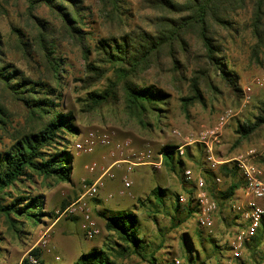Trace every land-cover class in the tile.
Listing matches in <instances>:
<instances>
[{
	"label": "rangeland",
	"instance_id": "obj_1",
	"mask_svg": "<svg viewBox=\"0 0 264 264\" xmlns=\"http://www.w3.org/2000/svg\"><path fill=\"white\" fill-rule=\"evenodd\" d=\"M80 1L79 28L84 33H88L87 43L90 46L88 62H93L96 57L93 52L95 41L117 37L136 27L147 30L153 28L152 22L155 20L156 11L147 8L146 0H116L118 13L112 19L107 15L110 9V2L107 0ZM24 11L23 0H0V32L3 36L9 35L12 26L23 29ZM35 15L52 24L57 32L58 20L44 7L38 9ZM238 20L244 21V18L240 17ZM53 41L55 56L62 62L58 89L61 94V110L73 112L74 124L79 131L78 136L89 130L113 131L116 140H129L134 149L150 146L155 153V159L164 147L177 148L182 145L184 137H190L194 142L184 147L185 152L182 157H178L175 153L173 162L165 165L163 161L161 170L157 171L145 166L147 168L144 172L135 173L137 177L135 188L140 192L137 200H131L130 196L122 199L115 197L120 200L115 206L110 204L114 198L102 202L104 209L113 211L111 215L120 212L114 211L119 208L118 210L132 211L138 216L140 235L146 244L144 258L119 251L120 245L115 246L117 243L115 235L103 230V222L97 216L95 209L98 204L96 199L90 200L89 205L101 234L92 240H87L83 236L79 222L75 221L74 217L63 214V211L82 193L81 182L85 180L91 184L98 176V174L88 175L84 166L92 162L104 167L111 164L105 156L106 149L100 148L90 155L78 156L71 149L74 162L69 181L62 182L35 176L32 181L19 184L16 189L7 190V195L0 198V205L6 206L18 196H42L45 213L57 216L56 219H52L44 213L41 221L36 224L19 218L17 229L20 233L17 234L0 215V264H21L35 249H38V256L34 257L42 264H74L80 255L92 249L106 251L114 264H225L228 256L227 241L235 228L229 219L230 215L226 211L218 212L215 215L214 228L208 233L197 227L193 217L179 224V219L182 220L184 215L175 212V198L176 195L186 194L188 191L189 185L183 178L185 169H191L195 174L199 173L202 176L207 173L211 175L206 160V149L197 142V138L202 132L214 131L218 126L219 118L228 110L231 111L232 116L219 132V144L213 143L214 159L234 165L235 159L246 158L249 164L262 171L264 179V128L240 143L237 142L236 134L238 123L252 120L254 117L255 106L258 101L264 99V90H254L250 102L243 104L241 91L240 93L233 91L220 77L211 76L210 86L204 83L200 85L203 104L189 105L183 109L180 100L188 95V83H184L180 76H172L165 66L152 67L143 74L142 79L146 85H152L167 93L169 104L159 121L148 116L146 120L150 126L144 127L124 112L120 93V100L115 105L107 104L97 109L90 108L88 93L103 90L106 81H101L89 90L83 89L80 80L85 76L86 61L79 47L73 40L61 36L60 33L53 34ZM193 45L196 46V43ZM225 48L228 65L237 74L240 89L253 77L264 73V47L254 59L251 53V40L247 33L241 32L239 36L227 40ZM8 61L28 77H46L42 66L28 65L17 54H9ZM193 68L192 63L187 66L185 71L187 78L190 77ZM8 106L15 124L22 125L24 123L22 109L11 103H8ZM174 130L178 131L181 137H175L172 134ZM77 137L74 136L70 140L74 142ZM213 137L209 134L207 141L211 142ZM8 143V139L0 136V150ZM251 150L254 151V157L248 158L247 153ZM178 160L181 161V165ZM137 168L139 167L134 169ZM116 171V168H113L115 179ZM130 176L133 183V175ZM238 176H240L239 171ZM215 177L220 179V183L213 186L214 191L225 190L229 180L219 175ZM209 183L212 185V180ZM156 187L162 188L165 192L162 205H157L152 195V190ZM131 189L129 193L132 195ZM232 201L233 198L230 202ZM47 250L50 252H46ZM263 254L264 243L254 255L244 252L239 262L264 264ZM55 257H59V261H56Z\"/></svg>",
	"mask_w": 264,
	"mask_h": 264
},
{
	"label": "trees",
	"instance_id": "obj_2",
	"mask_svg": "<svg viewBox=\"0 0 264 264\" xmlns=\"http://www.w3.org/2000/svg\"><path fill=\"white\" fill-rule=\"evenodd\" d=\"M107 1L110 2L107 15L110 19L115 18L118 13L116 0ZM23 2V29L12 26L8 36L0 32V136L9 141L0 150V198L7 195V190L16 189L35 176L62 182L70 180L74 160L70 138L77 137L79 131L74 124L73 112L61 110L58 89L62 62L55 56L53 34L60 33L79 47L86 61L85 76L80 80L83 89L89 90L106 81L103 90L88 93L90 108L115 105L120 100V93L124 112L144 127L150 126L146 120L148 116L159 121L169 104L167 93L143 81V74L150 68L165 66L172 76H180L184 83H188V95L180 100L185 109L189 105L203 104L200 85L210 86L211 76L220 77L233 91L240 93L238 76L226 59L227 40H232L241 32L247 33L254 59L264 47V0H146L147 8L156 11L152 30L136 27L117 37L99 39L93 48L96 57L93 62H88V33L79 28L80 0ZM41 7L58 20L57 32L52 24L35 15ZM240 17L244 21H239ZM12 53L19 55L28 65L42 66L46 77L26 76L8 61V55ZM191 63L194 68L187 78L185 71ZM8 103L22 109V125L15 124ZM254 110L256 113L252 120L237 125L238 143L264 128V99L258 101ZM175 149L167 146L160 151L165 165L173 162ZM178 163L182 164L180 160ZM229 164L221 165L211 175H203L206 189L219 212L231 201L235 191L244 185L236 165ZM216 175L229 180L225 190L214 191ZM152 195L157 205L163 204L165 192L162 188L153 189ZM175 201V212L184 215L179 224L194 216L195 209L190 204L180 205L178 195ZM44 213L42 196H18L6 206L0 205V215L17 234L20 233L17 229L19 218L36 224ZM45 216L57 217L52 213H45ZM97 216L102 220L104 230L115 235V246L120 245V252L144 258L146 244L140 235L139 219L134 212L122 210L114 215L102 212ZM262 243L264 221L245 250L254 255ZM31 254L37 257L38 249ZM23 264L28 263L24 260ZM74 264L114 263L106 251L92 249L80 255Z\"/></svg>",
	"mask_w": 264,
	"mask_h": 264
},
{
	"label": "built area",
	"instance_id": "obj_3",
	"mask_svg": "<svg viewBox=\"0 0 264 264\" xmlns=\"http://www.w3.org/2000/svg\"><path fill=\"white\" fill-rule=\"evenodd\" d=\"M254 90H264V73L260 76L253 77L249 83L242 86L241 94L243 104L250 102ZM231 116V111H226L219 118L218 126L214 131L210 133L202 132L197 138V142L204 145L206 149V160L209 172L211 173H215L221 165L227 163V161L214 159L212 146L213 143L219 144V132ZM172 134L175 137H181L180 133L176 130ZM209 134L214 136L211 142L207 141ZM183 141L184 143L174 150L178 157L184 155L185 146H189L194 142L190 137H184ZM72 147L77 156L90 155L98 148L106 149L105 156L111 161L108 167L101 166L96 162L84 166L88 174L98 173V176L91 184L83 180L81 182L82 193L78 199L63 211L65 215L77 217L83 236L87 240H92L100 234V230L93 218L89 201L98 196L107 180L115 179L113 168H122L123 170L120 179L122 189L119 191V194L123 195L132 185L129 175L133 169L135 167L149 166L153 170H161L163 154L160 152L155 159V153L150 146L145 145L141 149H134L131 146V141H118L115 139L113 131L106 130H89L78 136L73 142ZM247 156L248 158L254 157V151H249ZM234 162L244 185L242 198L232 202L229 201L223 208L230 215L229 219H231V223L235 227L227 241L228 256L226 257L225 264H235L241 260L243 253L246 252V245L251 243L261 226V222L264 221V208L261 205V201H264V179L262 171L249 164L246 158L240 157L235 159ZM183 178L184 182L189 185L188 192L190 194L178 195V203L180 205L190 204L195 209L193 218L195 219L197 227L211 233L214 228L215 215L219 212V208L209 195L203 176L199 173L195 174L191 169H185L183 171ZM214 182L218 184L220 183V179L214 176ZM46 252L49 253L50 251L47 250ZM25 260L28 264H37V259L32 254H28ZM55 260L59 261V257H55Z\"/></svg>",
	"mask_w": 264,
	"mask_h": 264
},
{
	"label": "crops",
	"instance_id": "obj_4",
	"mask_svg": "<svg viewBox=\"0 0 264 264\" xmlns=\"http://www.w3.org/2000/svg\"><path fill=\"white\" fill-rule=\"evenodd\" d=\"M98 149H100V148H98ZM163 158H164V156H163ZM73 162H74V160H73ZM146 168L147 167H145V166H141V167H139V168H137V169H133V171H132V175H133V183H132V185H131V187L127 190V191H125V193L123 194V195H120L119 194V191L122 189V184H121V174H122V172H123V170H122V168H120V169H118V168H116V179L115 180H113V181H108L105 185L106 186H104V188L99 192V194H98V196L95 198L97 201H98V204L95 206V209H96V211H97V214L98 213H102V212H105L106 214H110L111 212H113V211H111L110 209H104V207H102V202H104V201H106V200H111L112 198H114V200L110 203L112 206H115V204H118L119 202H120V200L119 199H122L123 197H126V196H130V199L131 200H137L139 197H140V195H139V189H136L135 188V184H136V175H135V173L136 172H144L145 170H146ZM150 168V167H149ZM152 169V168H151ZM86 172V171H85ZM134 172V173H133ZM87 173V172H86ZM88 174V173H87ZM96 174H98V173H95V174H88V175H96ZM130 174V175H131ZM217 174V173H216ZM129 175V178L131 177ZM131 179V178H130ZM120 186V187H119ZM132 188V189H131ZM130 189L133 191L132 193V195L129 193V191H130ZM117 190V191H116ZM242 194H243V187L241 186L240 188H238L236 191H235V194H234V196L232 197L233 199H234V201L235 200H240L241 198H242ZM115 197L116 198H119V199H115ZM125 200V199H124ZM135 205V204H134ZM261 205H262V207L264 208V201H261ZM130 207H132V206H130ZM101 208V209H100ZM111 208V207H110ZM133 208V207H132ZM119 208H116V209H114V211H122V210H118ZM134 209V208H133ZM223 211H224V209H222ZM76 220L75 221H77V222H79V220H78V218L77 217H74ZM99 228V227H98ZM102 229H103V226H102ZM99 230H100V228H99ZM104 230V229H103ZM100 234H101V230H100ZM99 234V235H100Z\"/></svg>",
	"mask_w": 264,
	"mask_h": 264
}]
</instances>
